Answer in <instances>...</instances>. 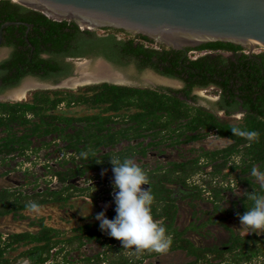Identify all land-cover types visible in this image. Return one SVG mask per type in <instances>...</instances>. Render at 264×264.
Masks as SVG:
<instances>
[{
	"label": "flooded vegetation",
	"instance_id": "flooded-vegetation-1",
	"mask_svg": "<svg viewBox=\"0 0 264 264\" xmlns=\"http://www.w3.org/2000/svg\"><path fill=\"white\" fill-rule=\"evenodd\" d=\"M9 1L13 4H17L11 0ZM19 6V8H13V10L17 11L21 17H24L25 15H30L33 12H37L46 16L40 11H36L34 9H30L21 5ZM48 18L57 22H68L66 31H70L72 33L76 32V30H73L74 26L76 25L80 32L76 34V37L73 41H70L68 45H65V51H59V49H56L54 47V43L52 41L47 40V34L44 31V34L39 36L40 40L37 42V44H39L38 47L32 43L31 38L34 39L36 37L35 32H33L34 25H29L24 22H17L21 24H14V26L16 27L11 32H9L7 28L13 25L4 27L1 34L2 40L0 43V103H29L37 92L43 93L45 98L46 96H49L51 99H53L55 98V95L57 93L78 94L80 92V89L86 86H94L107 83L111 85L133 87L138 89H149L159 95L168 96L183 103V106L176 107L179 108V110L185 111L187 114L181 115L177 118H173L170 116L172 112V110L170 109L158 110L156 112V115H153L148 120L149 123H154L156 125V128H187L191 125H197L198 119H204L205 124L206 122H209V120L210 122L215 121L217 125H221L228 128H243L247 125V123L250 122L264 124V89H259L256 91L254 90L255 94L253 95V100L259 104H257L255 107L256 109L253 110L248 109L244 106V100L240 99L239 97H235V73L231 75L233 80L232 85L229 86L231 88L228 90H225L224 87H222L225 83L224 76H228L227 74L221 76L219 72L216 74H208L207 72L205 76L204 74H197L191 80H189V78L191 77V72L196 71L192 67V62H196L198 60L203 59L204 70H207L208 68H215L217 71H227L232 69V62L235 63V61L237 60L236 55H249L250 58L255 59L259 55L264 56L263 49H258L261 51V53L258 54L255 53V51L251 54L249 50L243 47V49L237 51L236 53L224 49H200V47H202L203 45L197 48H183L177 50L167 45L153 41L151 39L144 40L142 38V35H133L122 30L110 28L91 29L88 27H82L73 21L57 20L51 17ZM24 24L28 26L23 31L22 26H24ZM98 32H103V34ZM118 34L125 35L126 38L119 39ZM111 37H114L117 42H119L118 45L120 48L118 50L112 48ZM130 41L134 42L135 48L143 47L148 52L152 51L155 55L152 57H147L145 55H140L136 57L135 55H129L124 53V48L126 44H129ZM164 54H168L169 56L164 58ZM176 60L179 62L177 67H175L174 65V62ZM98 62L105 64L107 67L108 65H110V67L113 68L114 72H119L122 75V78H118L119 80H116L117 83L102 81L99 83L87 82L81 85H76L75 87L67 85L68 82H70L75 77V73L79 67V63H88L87 70L93 71L94 66ZM146 71H152L154 74L158 75L164 80L176 81L178 82V84L181 85V87L172 88L168 86L153 85L150 81L148 82L146 80L145 81L146 83H148L149 86H140L139 83L143 82L142 76ZM176 71L181 72V74L178 76L172 75V72L174 73ZM206 81H208L207 84L204 83ZM193 82V86L190 87L191 83ZM22 91L24 92L23 97L17 98L16 94ZM208 93L210 95H206ZM26 94H29L31 97L28 100L21 101ZM10 99H18V101H9ZM79 106L86 107L84 105H78L76 103H72L71 106H68L66 102H62L61 104H59L57 111L61 109V107L72 109V107ZM86 108L88 110H98L97 113L102 112L103 109L88 107ZM57 111L54 113L64 115V113L60 114V112ZM133 112L134 111L131 110L127 113ZM120 113L126 112L121 111ZM113 114L114 113H107V115ZM28 118L31 120V122L38 121L37 117H34L33 115H28ZM134 124L135 123L132 122H122L121 120H119V117H114V122L109 123L107 126L109 128L117 130L122 128L126 129L128 128V126H133ZM73 125L74 127L78 128L79 126H82V123L74 122ZM197 126L200 129L199 131H187L185 136L180 137L179 139H177L176 136H173L171 138L168 134L165 136L161 135L159 137H152L148 135L149 132H144V136H140L136 139L129 140L126 138H121V141L115 146L117 147L123 142H127V146L122 147L121 150L113 153L116 155L117 153H119L121 157H128L131 159L136 158L137 162L139 163L138 165H140L146 171L148 176L151 175L152 178L157 180H153V183L158 184L155 190H159L161 192V196L157 195L156 193L153 194L154 203L152 206V213L156 222L160 225L165 226L167 232L172 236V243L170 244L168 250L162 253L150 252L149 250H138L134 247L125 248L123 247L122 242L119 244H114V248H116L118 245L116 250H119L120 253H125L122 259H129L128 262L124 264H136L134 263V259L130 256H140L138 257L139 259L144 260V262L146 263L152 262L153 264H160V261L163 260V257H171V259L176 262H178L177 260H180L182 258H191V260L189 261L184 262L183 260L182 263L172 262L166 264H225L228 263V260L225 257L226 255H232V258L234 259L232 264H264V233L258 234L251 229L249 233H243L240 229L234 231L229 225L225 224V221L227 219L233 218L232 215L233 211L235 210V206H237L236 213L239 215L238 217H240L247 211V207L251 206V201L247 199L250 194L255 193L258 195H264V184H258L255 182V177H257L256 172H259L262 175L264 174V168L260 170L259 164H255L252 167V170L248 173V177L246 176L250 181V185H245V194H243L241 198H238L237 202L232 201L231 208L225 209L220 207V202H218L219 200L215 197L212 191V187H218L217 185H219V187L223 186L224 182H219L218 178L213 179L211 175L212 172L207 174L206 171L203 170L206 167H212L215 164H219V162L217 161L215 163L206 164V158L203 156L206 152L211 153L227 148L231 145L232 141L227 137L220 136L214 131L208 130V128H206L202 124H198ZM20 128L21 127H15L14 131ZM17 132L19 135L23 133L22 131L20 132V130ZM67 132L72 133L73 130L69 129ZM5 136L6 133L0 132V142H2V138H4ZM192 136H198V138L190 139ZM49 137L52 138V136ZM210 137L218 139H227L230 144L216 151H209L205 148L203 149V147H200L198 150H201V154L195 158H185L181 159V161H159L160 159H166L167 157L165 156V150H159V147H162L161 144L165 141L172 140L167 144L171 147L168 149H172L173 147L179 144L190 145L193 143H202L208 140ZM47 139L48 137L45 140ZM30 140L32 141L31 148L26 151L25 156L21 157L26 158L31 154L37 155L42 149L49 148H47V146L42 145V140L39 138L32 137L30 138ZM34 140H39L40 144L34 147ZM145 140H147V142H145ZM135 141H137V143L133 144V142ZM58 143H63L64 146L66 144L63 140L57 139L54 145H58ZM201 145L203 146L206 144ZM64 146L56 150L57 152L63 154V157L60 161L66 159L64 158L66 154L69 156L66 160H70V156L73 154L71 153V151L65 152ZM115 147H101L100 152L96 156L101 159L103 157V154L109 153L110 151H112V149L114 150ZM105 149L107 151L104 152L103 150ZM174 150L179 153L178 150ZM150 154H153V156L157 160H155L156 162L154 163V167L149 168L150 163L144 160H146V158ZM19 156L20 155H18L17 153L7 156H1L0 163L6 164L8 158L13 159ZM2 158H4L5 161L2 162ZM198 158L200 160V162L198 163V165L200 166V171H198L196 174L186 179V175L188 173L186 174L183 171L173 172V168L175 165H184L185 167L190 168L188 162ZM236 158L238 161L236 163L240 164L241 157L237 156ZM236 158L234 156L233 161H230L228 163L226 167L228 170H230V167L235 163ZM112 167L113 166H105L100 169L92 170L90 172H98L108 168L112 169ZM87 174L82 178H77L70 181L74 188H76L77 190L75 191L74 189H72V191L74 190L73 192L75 193L70 199L66 201L61 200L57 202L44 203L38 205L37 207H33L31 209L19 212L37 209L45 205H57L60 208H64L65 205H68L71 200L76 197V194L80 193V191L78 190H82L79 186H77V184L75 183L76 181L79 182V180H82L83 182L87 183L93 182L91 184L93 186H95V184L97 183H100V180L96 178L98 176H92L91 179L87 178ZM194 176L200 177V184H198L199 187H193L195 186V183L197 181H191V178ZM209 182H211V184H209ZM66 186L67 184H62L60 189L47 188L45 190L34 192L30 195L46 191H60L63 187ZM37 187L38 186H35L36 189H38ZM150 187L152 191L153 189L151 184ZM222 189L223 187L220 188L221 191ZM2 190H8L9 192L18 191L11 190L8 188L0 189V191ZM113 193L114 191H110L109 194H111V197L114 199ZM203 193H209L214 196V199L212 200V212H195L194 206L197 201H200L199 203L201 205H207ZM82 194L85 195L83 197L86 199V201L91 202V204L95 206L104 203L107 200H99L98 203L95 204L94 200L92 199L90 194H88V192H85L84 190ZM179 194H184L180 197L182 203H185L187 200H189L188 204L186 203V208L190 209L191 216H194V214H196V216L201 215L200 217L195 219L198 222H188L182 228H178V221L180 220L179 215L181 210V207L178 204V196H180ZM163 197L166 198V200H163ZM102 198H110V196L104 197L102 195ZM220 199L222 200V197ZM171 205L175 207V212L173 210L171 211ZM232 209L234 210L231 211ZM166 211L167 213L170 212V216H173L172 220L163 216ZM214 213L215 215H222L227 213V217L225 219H217L215 218ZM114 218L115 214H111L109 219ZM97 223H86L82 226H79L78 229H80L81 233L77 234L76 236H79L80 234L86 232L93 233L96 231H102L101 229H95V231L91 230L96 226ZM39 224L41 228L47 227L49 229L54 230L56 235L58 236L56 238H58L59 240L61 239L62 234L58 232V230L52 227H48L42 222H40ZM218 226L220 227V230L217 228ZM246 228L247 230L249 229L248 227ZM102 233L103 231L100 233V235ZM225 233H227L228 235L226 238L223 235ZM108 236L109 235L104 237L108 238ZM6 237H3V239H6ZM192 237H194L196 241L193 240ZM101 239V241H103L104 238ZM84 241L88 242L86 238L83 239L82 243H84ZM26 246H29V248H27L26 250L31 248L30 245ZM62 246H64V244H62ZM111 246L112 244H109V247ZM78 247L81 249L83 245H78ZM57 251L58 250H56V252ZM11 253L12 252H10L9 254ZM96 257L97 255L93 258L88 259H90L92 264H97V262L95 261ZM98 257L100 259H105L102 254H99ZM22 258H24V261L28 264H32V261H30V259H28L27 257ZM104 259L102 261V264H109Z\"/></svg>",
	"mask_w": 264,
	"mask_h": 264
},
{
	"label": "trees",
	"instance_id": "trees-1",
	"mask_svg": "<svg viewBox=\"0 0 264 264\" xmlns=\"http://www.w3.org/2000/svg\"><path fill=\"white\" fill-rule=\"evenodd\" d=\"M19 7V5L13 4L9 0H0V28L7 22H24L29 25H34L33 32H35L36 37L34 39L31 38V40L37 47L39 45L37 42L40 40L39 36L43 35L45 32L47 34V40L52 41L56 49L65 51V45L73 41L76 34L80 32L76 25L73 28V30H76L75 33L66 31L68 22H57L37 12L21 17L17 11L13 10V8ZM15 27L14 25L10 26L7 30L11 32ZM26 28L27 25L24 24L22 30L24 31ZM142 38L144 40H149L147 37L142 36ZM111 39L112 48L118 50L120 48L118 45L119 42H117L114 37H111ZM202 48L224 49L235 53L243 49L241 46L222 42L209 43L200 47V49ZM124 50V53L135 55L136 57L140 55L152 57L155 55L152 51L148 52L143 47L135 48L133 41L126 44ZM163 56L166 58L169 55L164 54ZM236 57L237 60L235 63L232 62V69L227 71H217L215 68L204 70L203 59L192 62V67L196 71L191 72L189 80L197 74H204L205 76L207 72L208 74H216L219 72L221 76L227 74L228 76H224L225 83L222 87L228 90L231 88L229 86L232 85L233 78L231 75L235 73V97L244 100V106L254 110L259 103L253 100V95L256 90L264 89V56L259 55L255 59L250 58L249 55H236ZM178 64L179 62L176 60L174 62L175 67H177ZM180 74L181 72L178 71L172 72L174 76ZM207 82L208 81L204 83L207 84ZM192 84H194V82L191 83L190 87L193 86ZM62 102H66L68 106H71L72 103H76L88 108L103 109L102 112L90 116L78 118L67 117L54 113ZM176 106H183V103L174 98L159 95L149 89H138L107 83L86 86L81 88L78 94L57 93L53 99L49 96L45 98L43 93L37 92L29 103H0V132L6 133V136L2 138V142H0V157L14 153L25 156L26 151L32 146V141L30 140L32 137L41 139L42 145L47 146V148L54 144L57 139L63 140L66 143L64 151H71V153H73L70 156V160L64 159L59 163L61 166L71 163L72 167L63 171H56L53 174L62 184H67L66 187H63L60 191H46L33 195H24L18 191L9 192L8 190H2L0 191V216H5L10 213L16 215L19 211L28 210L44 203L61 200L66 201L70 199L75 193L73 191H77L70 182L71 180L82 178L92 170L100 169L105 166H112L110 157H108L114 154L112 151L103 154L101 159L96 156L100 152L101 147L113 148L121 141V138L129 140L136 139L140 136H144V132H149L148 135L152 137L165 136L168 134L170 137L176 136V138L179 139L185 136L187 131H199L198 124H202L208 128V130L214 131L220 136L227 137L232 141L231 145L223 150L204 153L203 157L206 158V164L221 161L219 164L212 166L213 172L211 175L213 179L218 178L219 182H228L229 174H225L223 171L228 163L233 161L234 156L235 158L240 156L241 163L237 164L235 161L230 167V171L240 170L241 175L236 176L238 180L237 183L247 186L250 185L249 179L243 175L248 174L255 164H259L260 170L264 168V124L250 122L243 128H228L217 125L215 121H211L213 123H211L210 120L209 122L205 121V124L204 119H198L197 125H191L187 128L170 129L166 127L156 128L154 123L148 122L153 115H156L158 110H172L170 116L173 118L187 114L185 111L179 110ZM131 110L134 112L127 113ZM121 111H125L127 114L120 113ZM107 113L114 114L107 115ZM28 115L37 117L38 121L31 122ZM114 117H119V120L122 122H132L135 124L133 126H128L126 129L122 128L116 130L109 128L107 125L114 122ZM74 122L82 123V126L78 128L74 127ZM15 127L21 128L14 131ZM69 129H72L73 132H67ZM19 130L23 132L20 135L17 132ZM252 133H254V135H251ZM49 136H52L51 140H45ZM197 138L198 136H192L190 139ZM85 152L88 153L87 156L82 155V153ZM117 155H119V153H117ZM3 161H5L4 158H2V162ZM199 162V158L189 161L188 164L190 168L184 165H175L173 172L183 171L186 174L188 173L186 175L187 179L200 171ZM148 177L152 189H156L158 184L153 183V180H157L152 178L151 175ZM209 184H211V182H209ZM227 185L229 184L227 183ZM217 186L219 187V185ZM72 189L74 190L72 191ZM224 189H230V186ZM78 191L82 193L84 190ZM212 191L216 198L220 197V187L217 188L214 186L212 187ZM102 192L105 193L106 191L101 189L100 193ZM90 196L95 204H97L99 200L107 199L97 194H90ZM163 200H166V198L163 197ZM163 216L171 220L173 219V216H170L168 213H165ZM97 232L98 231L80 234L69 243L73 244L78 242V245H81L84 238L88 241H92L95 239L94 233ZM101 232L102 231L98 232L99 234L96 239H100ZM56 237L55 231L47 227H42L36 234L30 232L10 234L6 239H3V236L0 234V264H12L13 260L7 255L10 252L16 251L21 244L31 246L30 249L21 253V257H27L32 261V264H45L49 260L51 251L62 243V240ZM109 238H111L113 242L121 243V241L111 236H109ZM101 242L107 244V240L103 239ZM98 259L101 260L97 256L96 260L98 261ZM126 262V259H118L112 260L109 264H124Z\"/></svg>",
	"mask_w": 264,
	"mask_h": 264
},
{
	"label": "rangeland",
	"instance_id": "rangeland-1",
	"mask_svg": "<svg viewBox=\"0 0 264 264\" xmlns=\"http://www.w3.org/2000/svg\"><path fill=\"white\" fill-rule=\"evenodd\" d=\"M83 27V26H82ZM103 34V32H98ZM119 39H125L126 36L122 34H118ZM256 51V50H255ZM257 52H260V50L257 49ZM143 82L139 83L140 86H149L146 81H150L153 85H161V86H168L172 88H179L181 87L180 84L176 81H167L162 78H160L158 75L154 74L152 71H146L144 75L142 76ZM146 80V81H145ZM131 85V84H129ZM206 95H210L209 93ZM17 98H21L23 96H16ZM31 96L29 94H26L25 97L21 101L28 100ZM9 101H18V99H10ZM57 112L64 113L65 116H85V115H91L93 113H97L98 110H88L86 107H72V109H67L64 107H61ZM211 135V134H210ZM172 138V137H171ZM51 137H48L47 140H50ZM149 141V140H148ZM170 141H165L161 145L162 147H159V150H165V156L166 159H160L159 161L165 162V161H173V160H180L185 158H195L198 157L201 154V150H198L200 147L205 148L209 151H216L221 148H224L230 144V142L227 139H218V138H212L210 137L208 140L202 143H193L190 145H177L173 147L172 149L167 144ZM147 142V140H145ZM137 141L133 142V144H136ZM40 144L39 140H34L33 146H38ZM206 144V145H201ZM64 146L63 143H58V145H51L48 149H42L39 151L37 155L31 154L28 157H15L13 159H7L6 164L0 163V189L2 188H8L11 190H18L20 193L25 195H30L34 192L45 190V189H60L62 186V183H60L56 177L53 176L54 172L56 171H63L69 167H72L71 163H67L64 166H61L59 163L61 162V158L63 157V154L60 152H57L56 150ZM127 146V142H123L119 146L115 147L114 150L112 149V152H117L121 150L122 147ZM174 149L178 150L175 151ZM104 152L107 151L106 149L103 150ZM180 154V157H179ZM69 156L66 154L64 158H68ZM134 162L139 164L136 160V158H132ZM157 160L153 154H150L146 160V162L150 163V167H154V163ZM79 162V161H78ZM77 162V163H78ZM219 163L221 161H218ZM236 162L237 158H236ZM206 171V173L213 172V168L211 166L206 167L203 169ZM223 173L229 174L228 182H224L222 191H220V197H222V200L217 198L220 202L219 206L222 208H231V203L237 202L238 198H241L243 194H245L246 186L240 185L237 183V177L240 176V170H234L230 171L227 168L224 169ZM249 174H245L243 176L248 177ZM92 176H98L100 180V183L95 184V186L91 185V183L83 182L82 180H79V182H75L77 186L80 187V189L85 190V192H88V194L92 195H103L104 197L110 196V198H107L106 202L101 203L99 205H93L91 202L86 201V199L83 197L85 196L82 193L76 194V197L71 200V202L68 205H65L64 208H60L57 205H45L37 209L19 212L16 215L13 213L7 214L6 216L0 217V233L3 235V237H6L9 234L14 233H20V232H32L37 233L39 230H41L40 222H42L44 225L48 227H52L58 232L62 234V237L60 240H62V243L59 244L55 249H53L50 253L49 260L46 262L48 264H92L90 259L94 256H98L99 254H102L105 257V261L110 263L112 260H118L122 259V257L125 255L124 252L120 253V251L116 250V248L113 247L114 244H119L118 242H113L111 238L106 239L104 236H107L108 234L103 231V233L100 235V239L104 238V240H107V244H103L101 240L96 239L98 237V233L95 234V239L92 241H84L82 243L83 247L80 249L78 247V242L75 243H69L74 240L76 235L81 233L79 226H82L86 223H97L96 228H92V231L99 230L100 228V222L96 220V215L101 212H105L107 217L110 218L111 214H115V203L114 199L111 197L110 191H114L113 189V179L114 174L112 172V169H103L98 172H90L87 174V178H91ZM255 182L258 184H264V174H260L259 172H256ZM198 176H194L191 178V181H196L195 186L193 187H199L198 184H200ZM227 183L230 186V189H224L227 186ZM197 184V185H196ZM35 186H38L36 189ZM93 186V187H92ZM219 188V187H217ZM104 189L106 192L100 193V190ZM153 194H157L161 196V192L155 189L152 190ZM179 201L178 204L181 207L180 210V220L178 221V228L184 227L188 222H198L195 220L196 218L200 217L191 216L190 209L186 208V203L188 204L187 200L185 203H182L181 196L184 194H179ZM204 199L206 200L207 205H201L197 201L195 203L194 209L195 212L200 213V211H208L212 212V204L214 196L209 193H203ZM88 196V195H87ZM194 200V199H192ZM191 200V201H192ZM185 206V207H184ZM170 208V207H169ZM186 208V209H185ZM235 209V210H234ZM232 209L233 211V218L227 219L225 221V224L229 225L232 230H242L241 232L245 233L250 231V229L247 230L246 226H242L239 215L237 212V206ZM175 212V207L171 205V211ZM170 211V209H169ZM194 212V213H195ZM167 213V211H166ZM170 212H168L169 214ZM216 213V212H215ZM214 216L215 218H226V214H216ZM110 215V216H109ZM203 217V216H202ZM229 218V216H228ZM95 225V224H94ZM220 230V227H217ZM225 238L228 236L227 233L223 234ZM61 236V235H60ZM58 237V236H57ZM193 240H195L194 237H192ZM67 240V241H65ZM196 241V240H195ZM64 244V246H62ZM108 244H112V247H109ZM29 246L26 245H20L19 248L8 255L13 262L12 264H28L25 262L24 258L20 256V253L25 251ZM56 250H58L56 252ZM150 251V250H149ZM152 252V251H150ZM134 259V263L138 264H153L152 262L146 263L144 260L139 259L140 256H130ZM226 259L228 260V263L225 264H232L234 259L232 258V255H226ZM137 258V259H136ZM103 259L98 261L95 259L97 264H102ZM160 264H166V263H172L176 262L169 258H162ZM129 259H126L128 262ZM184 260L189 261L191 258H182L180 260H177L176 263H182ZM138 261V262H137ZM155 262V261H154ZM45 263V264H46ZM200 264V263H199ZM217 264V263H213ZM219 264V263H218Z\"/></svg>",
	"mask_w": 264,
	"mask_h": 264
},
{
	"label": "water",
	"instance_id": "water-1",
	"mask_svg": "<svg viewBox=\"0 0 264 264\" xmlns=\"http://www.w3.org/2000/svg\"><path fill=\"white\" fill-rule=\"evenodd\" d=\"M11 1L57 20L73 21L91 29L122 30L177 50L216 42L241 46L251 54L264 50V0ZM14 24L21 23L7 22L2 26L0 43L3 28ZM108 67L116 75L114 80L91 78L88 83H117L122 75ZM79 77L77 69L73 79ZM142 187L148 189L150 185Z\"/></svg>",
	"mask_w": 264,
	"mask_h": 264
},
{
	"label": "clouds",
	"instance_id": "clouds-1",
	"mask_svg": "<svg viewBox=\"0 0 264 264\" xmlns=\"http://www.w3.org/2000/svg\"><path fill=\"white\" fill-rule=\"evenodd\" d=\"M82 155L87 156L88 153ZM108 157L113 166L116 216L109 219L105 212L98 213L95 218L100 222L101 230L121 241L125 248L134 247L156 253L167 251L172 236L165 226L154 219L151 188L142 187L150 185L148 174L131 158L116 154ZM247 199L251 201V206L239 217L241 225L258 234L264 233V195L252 193Z\"/></svg>",
	"mask_w": 264,
	"mask_h": 264
},
{
	"label": "bare ground",
	"instance_id": "bare-ground-1",
	"mask_svg": "<svg viewBox=\"0 0 264 264\" xmlns=\"http://www.w3.org/2000/svg\"><path fill=\"white\" fill-rule=\"evenodd\" d=\"M88 63L87 64H80L78 67V73H80V77L77 79H73L72 81H70L68 84L70 86L75 87L76 85H81L84 83H87L89 81H91V78H106L108 80H114V78H116L115 74H112L109 70L108 67L103 64L98 62L95 66H94V70L92 71V73L88 74ZM27 87V86H25ZM30 87V86H29ZM25 89V88H24ZM24 92H19L16 94V96H23Z\"/></svg>",
	"mask_w": 264,
	"mask_h": 264
},
{
	"label": "built area",
	"instance_id": "built-area-1",
	"mask_svg": "<svg viewBox=\"0 0 264 264\" xmlns=\"http://www.w3.org/2000/svg\"><path fill=\"white\" fill-rule=\"evenodd\" d=\"M255 53H257V54H258V53H261V51H260V52H257V50H256V51H255ZM46 264H48V263H46Z\"/></svg>",
	"mask_w": 264,
	"mask_h": 264
}]
</instances>
